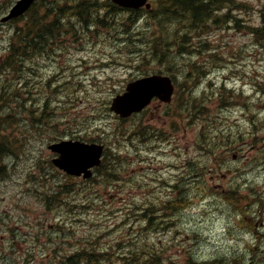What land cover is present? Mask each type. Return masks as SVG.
I'll use <instances>...</instances> for the list:
<instances>
[{
	"label": "rangeland",
	"instance_id": "1",
	"mask_svg": "<svg viewBox=\"0 0 264 264\" xmlns=\"http://www.w3.org/2000/svg\"><path fill=\"white\" fill-rule=\"evenodd\" d=\"M108 3L63 0L51 49L33 59L32 77L63 79L44 123L57 128L35 130L47 86L26 73L0 76L19 91L0 97V135L22 142L0 160V264H61L82 249L92 251L87 264H133L151 251L159 264H264V34L254 32L264 0H227L201 30L157 0L137 18L97 10ZM91 8L94 26H78V10ZM13 29L0 23V55ZM147 75L173 78L171 103L155 100L126 121L111 114V99ZM3 103L23 115L10 118ZM64 135L104 144L91 178L53 166L47 147ZM41 222L56 243H32Z\"/></svg>",
	"mask_w": 264,
	"mask_h": 264
},
{
	"label": "trees",
	"instance_id": "2",
	"mask_svg": "<svg viewBox=\"0 0 264 264\" xmlns=\"http://www.w3.org/2000/svg\"><path fill=\"white\" fill-rule=\"evenodd\" d=\"M56 1V0H53ZM160 5V10H164L165 13H169L173 15V18L178 14L188 15L190 24L194 28L199 30L205 28V22L211 20V17L215 11H218L222 3L227 5V0H157ZM164 7V8H163ZM116 9V8H115ZM119 10V9H116ZM132 17L137 18L138 13L132 12ZM172 19V18H171ZM59 23L58 17L52 20H47L45 16H39L38 12L33 13L30 22H27L25 27L21 30V33L17 35L18 43L15 44L12 42V39L8 41V45L5 46V53L0 56V73L1 74H9L10 72H20L25 71L23 65L27 64V61L31 57L37 56L39 53L44 51L50 41L54 39L57 32L51 33L49 35L43 36L42 33L45 30H49L50 27ZM43 30V31H42ZM256 32H263L264 27L254 29ZM254 34V33H253ZM185 38L182 36L181 39ZM181 54V51H178ZM138 52H136L137 54ZM153 53L149 55L152 56ZM159 55L162 57L161 52ZM159 55L154 54L155 58H160ZM163 58V57H162ZM164 59V58H163ZM143 60V59H142ZM27 70V69H26ZM53 78H48L47 80L39 81V84H44L47 86L48 91L53 94L56 92V88L51 87V82ZM59 88V87H58ZM15 92L18 94L16 88H4L3 85H0V96L6 97L11 92ZM58 95H53L57 97ZM52 96L49 94H45L42 101L40 102V110L38 111V118L46 115L48 111H56L54 106V100ZM28 108V107H27ZM48 108V109H47ZM9 110H13L11 105H9ZM23 108H17V114L23 113ZM19 118V117H18ZM9 119L7 116L4 120ZM5 142H0V159L6 156L11 152ZM1 169V168H0ZM108 175H111L108 173ZM90 254L88 256L84 253H77V255H73L69 258H66L65 264H79L78 257L80 259L81 256V264H87L90 261ZM86 256V257H85ZM85 257V258H84ZM133 262L141 261V264H159L158 263V253L156 251H151L148 253H143L142 256L139 254L134 256L132 259ZM152 261V262H151Z\"/></svg>",
	"mask_w": 264,
	"mask_h": 264
},
{
	"label": "water",
	"instance_id": "3",
	"mask_svg": "<svg viewBox=\"0 0 264 264\" xmlns=\"http://www.w3.org/2000/svg\"><path fill=\"white\" fill-rule=\"evenodd\" d=\"M32 0H20L12 9L11 14L5 20L22 14L31 4ZM113 3L126 7L138 9L143 6L149 9L147 0H112ZM173 87L167 77L152 76L134 81L127 85L122 95L116 96L112 100L111 110L121 117H128L132 113L140 112L146 107L152 98L157 97L163 102H169ZM51 150L60 153V158L54 164L70 175L84 178L91 176L89 168L99 164L102 147L91 145H79L71 143H61L50 147Z\"/></svg>",
	"mask_w": 264,
	"mask_h": 264
},
{
	"label": "bare ground",
	"instance_id": "4",
	"mask_svg": "<svg viewBox=\"0 0 264 264\" xmlns=\"http://www.w3.org/2000/svg\"><path fill=\"white\" fill-rule=\"evenodd\" d=\"M106 1V0H105ZM80 3V2H79ZM71 4V3H70ZM85 5V4H84ZM82 6V5H81ZM91 6H94V5H91ZM164 8V7H163ZM82 9V8H81ZM81 9H79L78 10V12H77V14H79V15H81L82 17H83V21H79V25L78 26H80V27H83V25L85 26H87V25H92L93 23H94V21H95V17H96V11H94L92 8L88 11V10H86V11H83V10H81ZM88 11V12H87ZM162 11V10H161ZM229 13V12H228ZM95 16V17H94ZM76 17L77 18H79L80 20H81V18L80 17H78V15H76ZM72 19H71V17H68V18H66V19H64V22H67L68 24H71L72 26H74L75 25V22H72L71 21ZM77 25V24H76ZM86 28H88V27H86ZM59 29H60V24L59 23H57V24H55L54 26H52V27H50L49 28V30L50 31H48V30H45L44 29V31H43V33H42V35L43 36H45V35H49V34H51V33H54V32H58L59 31ZM196 35V34H195ZM81 52V51H80ZM20 80V79H19ZM6 88V87H5ZM22 88V87H21ZM16 92V91H15ZM8 99V98H7ZM14 105V104H13ZM19 107V106H18ZM14 108V107H13ZM48 109V108H47ZM30 116V115H29ZM33 121V120H32ZM178 202V201H177ZM152 262V261H151ZM197 262V261H196ZM201 264V263H200ZM204 264V263H203ZM207 264H217L216 262H215V260L213 259V260H211L209 263H207Z\"/></svg>",
	"mask_w": 264,
	"mask_h": 264
},
{
	"label": "flooded vegetation",
	"instance_id": "5",
	"mask_svg": "<svg viewBox=\"0 0 264 264\" xmlns=\"http://www.w3.org/2000/svg\"><path fill=\"white\" fill-rule=\"evenodd\" d=\"M4 7H5V3H3L2 0H0V13H2Z\"/></svg>",
	"mask_w": 264,
	"mask_h": 264
}]
</instances>
